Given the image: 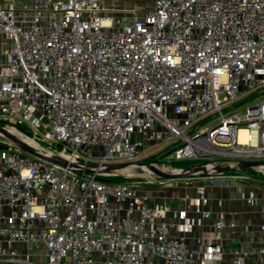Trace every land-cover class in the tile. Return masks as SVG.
<instances>
[{"label": "built area", "instance_id": "obj_1", "mask_svg": "<svg viewBox=\"0 0 264 264\" xmlns=\"http://www.w3.org/2000/svg\"><path fill=\"white\" fill-rule=\"evenodd\" d=\"M131 1L0 0V264H223L207 190L264 194V0Z\"/></svg>", "mask_w": 264, "mask_h": 264}, {"label": "crops", "instance_id": "obj_2", "mask_svg": "<svg viewBox=\"0 0 264 264\" xmlns=\"http://www.w3.org/2000/svg\"><path fill=\"white\" fill-rule=\"evenodd\" d=\"M253 185H245L242 188L231 186L227 189L211 188L207 190L210 199V207L215 212L224 215L226 227L219 234L213 231L209 224L204 227H195L192 233L186 236V244L189 248L203 247L204 245L217 243L223 251V264H230L234 252L244 254L247 264H264V254L259 251L264 249V236L259 227L264 220L261 213V205L264 202V194L261 190L256 192L257 201L248 205L244 198L248 191L253 190ZM185 189L181 185L166 188H147L146 192L153 198L160 200L166 195L171 207L169 220L175 221V212L178 203L174 201L180 197ZM162 202V201H161ZM145 264H159L152 259H147Z\"/></svg>", "mask_w": 264, "mask_h": 264}, {"label": "rangeland", "instance_id": "obj_3", "mask_svg": "<svg viewBox=\"0 0 264 264\" xmlns=\"http://www.w3.org/2000/svg\"><path fill=\"white\" fill-rule=\"evenodd\" d=\"M104 1H105L106 4L107 3L108 4H112L110 2V0L109 1L108 0H104ZM123 1L126 4H131L132 3L131 0H117V2L115 3L116 5H114V6L119 7V4H117V3H120L121 4V3H123ZM149 4H150V0H137V5L140 6V7H146ZM16 128H17L18 131H20L21 133H23V134H25L27 136H30L31 135V132L28 131L26 127H16ZM41 145L44 146V144H41ZM160 150H162V149H160ZM157 151H159V149ZM168 160H170V158H167V161ZM170 165L172 167H174V168H183V167H187L189 165H195V162H176V161H172V162H170ZM248 174H249V176H253L254 178H257L258 180H260V181H258V180H256V181L260 182L261 185H264V177L259 178L257 176L258 174L255 171H253V170H250L248 172ZM119 180H121V179H119ZM175 183H176L175 180H172L171 181V185H174Z\"/></svg>", "mask_w": 264, "mask_h": 264}, {"label": "bare ground", "instance_id": "obj_4", "mask_svg": "<svg viewBox=\"0 0 264 264\" xmlns=\"http://www.w3.org/2000/svg\"><path fill=\"white\" fill-rule=\"evenodd\" d=\"M3 132L0 131V139H6L7 135L11 136L13 139H15L16 141H18L20 144H22L23 146H25L28 149H31L33 151H42L41 148H39V146H37L36 144L32 143L31 140H29L28 138L24 137L23 135H21L20 133L16 132L14 129L10 128V127H3ZM243 132L240 133V138H242L243 136ZM141 171H146V172H151L150 169H144ZM124 174H126L127 176H132L134 173L132 171L129 170H123Z\"/></svg>", "mask_w": 264, "mask_h": 264}, {"label": "water", "instance_id": "obj_5", "mask_svg": "<svg viewBox=\"0 0 264 264\" xmlns=\"http://www.w3.org/2000/svg\"><path fill=\"white\" fill-rule=\"evenodd\" d=\"M0 131L3 132V133H5L1 127H0ZM6 138H7L10 142H12L13 144H15L17 147H19L21 150H23V151H25V152H27V153H30V154H33V155H34V153H33L32 151H30L29 149H27L25 146H23V145L20 144L18 141H16L15 139H13L11 136L7 135ZM53 161H54V160H53ZM121 166H122V165H111V166H108V167H110V168H119V167H121Z\"/></svg>", "mask_w": 264, "mask_h": 264}]
</instances>
